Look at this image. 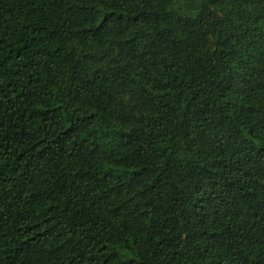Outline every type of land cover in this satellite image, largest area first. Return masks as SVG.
Returning a JSON list of instances; mask_svg holds the SVG:
<instances>
[{
    "label": "trees",
    "instance_id": "16d2710c",
    "mask_svg": "<svg viewBox=\"0 0 264 264\" xmlns=\"http://www.w3.org/2000/svg\"><path fill=\"white\" fill-rule=\"evenodd\" d=\"M0 264H264V0H0Z\"/></svg>",
    "mask_w": 264,
    "mask_h": 264
}]
</instances>
